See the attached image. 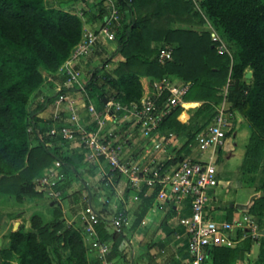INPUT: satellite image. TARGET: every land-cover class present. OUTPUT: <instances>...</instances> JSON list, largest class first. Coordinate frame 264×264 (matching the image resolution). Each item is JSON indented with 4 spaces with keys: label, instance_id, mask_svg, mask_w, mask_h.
I'll return each mask as SVG.
<instances>
[{
    "label": "trees",
    "instance_id": "1",
    "mask_svg": "<svg viewBox=\"0 0 264 264\" xmlns=\"http://www.w3.org/2000/svg\"><path fill=\"white\" fill-rule=\"evenodd\" d=\"M154 1L157 4L148 11L147 8L145 16L131 18L127 23L121 19L117 47L129 41L137 45L142 28L154 20V38L177 43L171 59L160 64L156 58L158 50L141 51L142 55L114 63L111 71L104 69L105 64L87 71L90 74L86 83L88 91L98 108L103 107L110 96L123 103L138 100L142 94L139 75L178 77L190 83L187 93L193 87L194 98L204 99L211 93V81L205 80L208 75L224 74L229 82L242 79L249 68L253 73L251 85H246L243 80V89L234 95L230 107L234 113L235 108L242 110L264 135V0H198L225 40L237 44L235 60L217 52L208 32L172 31L161 26L170 20L191 22L197 17L192 0H131L127 5L123 3L122 8L132 9ZM170 34L173 35L170 37ZM80 36L81 20L71 12L47 7L44 0H0V193L13 194L18 200L22 195H41L42 192L34 188V180L55 159L62 162L66 173L61 191L69 183L74 173L73 164L67 157L56 156V151L49 145L53 138L47 134L49 126L39 117V112L56 95L44 96L39 86L43 82V72L65 74L60 66ZM139 64L143 65L145 74L134 71L133 67ZM186 115V107L176 106L165 116L160 129L184 131ZM198 116L195 111L193 117ZM202 129L198 128L196 134ZM196 134H188L192 143ZM179 158L181 155L172 161ZM156 189L152 190L151 196L155 197ZM145 191L143 188L140 192ZM262 199L259 214L264 213V197ZM228 209L231 211L232 208ZM60 217L58 208H54L53 219L46 223L33 216L30 220L32 229L25 232L18 229L7 236L1 250L3 258L8 259L15 253L19 264H53L52 253L60 247L67 251V258L73 264H88V251L92 248L84 244L82 231L65 226ZM98 218L95 225L98 237L110 242L111 255L117 254L116 241L122 237V227L109 232L107 220L100 214ZM249 245L250 240L246 239L233 247L216 246L212 248L209 260L212 264H230L237 250Z\"/></svg>",
    "mask_w": 264,
    "mask_h": 264
},
{
    "label": "built area",
    "instance_id": "2",
    "mask_svg": "<svg viewBox=\"0 0 264 264\" xmlns=\"http://www.w3.org/2000/svg\"><path fill=\"white\" fill-rule=\"evenodd\" d=\"M130 1L99 0L103 9L100 23L96 28H81L80 39L60 66L65 77L57 85L47 134L77 142L86 152L88 160H104L110 170L124 176L135 190L140 192L146 188L152 191L157 188L155 198L160 202L186 207L187 213L177 218L186 239V264H208L212 248L232 247L244 239L257 240L264 235V225L261 226L259 220L250 214L218 221L209 212L218 198L216 188L226 187L218 175L219 152L235 123L232 108L224 103L217 105L211 123L195 135L189 152L176 161H172L175 156H171L164 162L156 163V154L166 151L175 139V134L172 131L163 132L160 124L176 106L185 103L184 96L190 84L163 76L153 81L150 91L142 93L138 100L123 103L110 96L103 107L98 108L86 84L90 74L82 76L73 67L78 57L90 54L97 46L116 41L122 26L123 3L127 5ZM73 14L83 17L81 11ZM211 39L219 54H231L215 31H212ZM171 57L172 52L167 48H160L156 55L160 64ZM46 74L52 73H42L44 80H50ZM61 106L68 111V123L60 122ZM81 108L86 112L85 116L80 114ZM107 121L127 124L129 134L145 138L147 148L144 154L136 159L125 158L123 139L119 132L107 127ZM65 181L62 162L56 159L53 166L47 167L35 178L34 188L49 200H58ZM81 219L84 223L81 232L84 244L96 251L105 263L110 242L101 240L97 235L95 225L99 221L98 214L89 210L81 214ZM126 223L123 210L117 211L111 219L115 230Z\"/></svg>",
    "mask_w": 264,
    "mask_h": 264
},
{
    "label": "crops",
    "instance_id": "3",
    "mask_svg": "<svg viewBox=\"0 0 264 264\" xmlns=\"http://www.w3.org/2000/svg\"><path fill=\"white\" fill-rule=\"evenodd\" d=\"M55 1L58 2L54 6L55 8L71 13L82 12L83 17L80 18L81 28H96L102 19L103 9L99 0ZM192 2L196 12L200 14L199 1L192 0ZM156 4L157 1H154L150 4L136 5L132 9L125 6L121 12L122 20L127 23L131 18L145 16L147 14L146 9L148 8V11ZM57 5L61 7L59 8ZM205 15H203L204 18L200 15L203 20L207 17ZM194 19L191 22L170 20L164 22L165 24L161 23V26L172 31L184 29L197 33L208 32L209 34L215 31L226 43L225 38L215 28L210 27V30L206 25H198ZM153 24H155L154 20H152L151 24H147L148 26L142 28L143 33H141L140 40H136L137 45H135L134 41H129L122 47H117V42L115 41L102 47L97 46L90 54L78 57L74 61L73 67L79 70L82 76H86L87 71L102 64H105V70L111 71L114 68V63L124 62L129 57L135 58L137 54L142 53L141 51L152 52L153 50L159 51L160 48H167L172 52L177 43L155 39L153 32L155 25ZM172 35L170 34L169 36L171 37ZM212 45L215 46L214 42ZM228 56L232 59L231 54ZM133 69L139 74H145L142 64L136 65ZM46 75L50 80H44L43 78L39 90L44 96H55L57 85L64 81V74L61 71H57ZM139 78L142 93L150 91L153 81L159 79L150 75H139ZM173 79L181 81L175 76ZM53 107V101H50L45 106V109L39 112V117L48 126L51 122ZM60 112V122L68 123V111L61 106ZM80 114L85 116L86 112L81 108ZM185 121H187V117H185ZM107 127L117 130L120 134L119 136L122 137L125 158L136 159L144 154L147 148V141L139 134H129L127 124H122L120 121H107ZM165 130L172 131L175 134V139L166 151L156 154L154 158L156 163L164 162L168 157H177L190 151L187 150L188 146L185 141L182 142L183 134L177 133L173 129H163V131ZM49 145L56 151L57 157L69 158L73 164L74 173L70 176V181L65 186L64 191H61L62 193L58 200H49L44 193L37 196L22 195L20 200L13 194L0 193L1 250L4 249L6 243H3V240L7 239L11 232L18 229L23 232L32 229L30 220L33 216H38L42 223L51 221L54 208H58L61 211L60 220L65 226L81 231L84 227L81 214L92 210L107 220L106 228L109 232L115 230L111 224L114 213L123 210L127 223L122 226V237L116 241L118 253L111 255L109 251L104 263L97 256L96 251L90 249L87 257L88 264H186V239L182 227L177 223V218L187 213L188 209L186 207L162 203L150 195L151 190H146L145 192L135 190L124 176L110 170L104 160H88L84 149L75 141L67 140L60 136H53ZM55 160L50 166L54 165ZM170 162L172 161L170 160ZM220 163L223 165V162L220 161ZM225 184L228 187L227 180ZM256 198L257 196L251 202ZM217 199H219V195ZM231 203H248V201L234 200ZM230 204L228 208H232L230 212L234 216L243 215V212H246L249 208V203L245 211L230 206ZM214 207L217 206L214 205ZM209 212L215 220H228L226 214H219L215 208L209 210ZM2 260L9 264H19L18 256L15 253H12L10 258H2ZM208 264H212V262L209 261ZM230 264H264V235L257 240L250 241L249 247L238 249Z\"/></svg>",
    "mask_w": 264,
    "mask_h": 264
},
{
    "label": "rangeland",
    "instance_id": "4",
    "mask_svg": "<svg viewBox=\"0 0 264 264\" xmlns=\"http://www.w3.org/2000/svg\"><path fill=\"white\" fill-rule=\"evenodd\" d=\"M57 3L58 2L55 0H44V4L47 7L55 8L54 6ZM57 7L60 8L61 6L57 5ZM201 13L198 14L195 19L193 18L196 24L206 25L208 29L213 27L223 36L221 31L217 29L218 27L216 28L212 20L205 15L204 10L201 9ZM200 15L203 18V15L207 17L203 20ZM226 45L233 60H235L238 51L237 44L227 40ZM227 63L229 62L226 61L225 65L228 66ZM247 70L251 69L247 68L245 71ZM205 80L211 81L209 84V90L211 91L210 95L206 96L204 99H196L193 96L192 87L184 99L185 103L182 104V106L187 108V121H185L186 131L180 132V134H183L181 139L182 142L185 141L187 146L191 144V147L192 139L189 140V132L191 134H196L198 128H205L211 123L217 102H220L219 104L224 103L226 106H231L233 104L234 95L243 89V80L245 81L243 77L242 79H232L228 82L224 74H210ZM246 85L250 86L251 82L250 84L246 83ZM203 104H206V106ZM195 111L199 113L198 117H193ZM228 155L230 156L226 158ZM219 161L223 162L222 169L218 174L219 178L222 183L227 180L228 187L222 188L219 186L216 188V194L219 195V199H217L214 204L217 207L213 206V208H215L219 214H226L228 220H232L234 218H240L242 215L234 216L228 209L229 204L234 200L248 201L249 208L246 212H243V215L247 213L258 218L260 225L263 226L264 215L263 213L259 214L257 212L260 209V203L263 201L262 197H264V135L260 134L256 126L245 117L243 111L237 108H235V123L228 132V137L223 149L219 152ZM255 193L257 194V198L251 202L250 197ZM213 208L211 210H213ZM6 241L7 239H4L3 243ZM250 241L252 242V240ZM57 255L60 257H57ZM3 257V252L0 249V264H9L6 263L5 260H2ZM52 258L53 264H73V262L67 258V251H63L60 247L56 248V252L52 253Z\"/></svg>",
    "mask_w": 264,
    "mask_h": 264
},
{
    "label": "water",
    "instance_id": "5",
    "mask_svg": "<svg viewBox=\"0 0 264 264\" xmlns=\"http://www.w3.org/2000/svg\"><path fill=\"white\" fill-rule=\"evenodd\" d=\"M252 75H253L252 70H247L246 73L244 74V79H245V82L247 84H250ZM221 166H222V163H220L219 169H221ZM256 196H257V194H254L250 200H252ZM260 196H261V194H260ZM230 206H234L240 210H246L248 208V203H234V204L231 203Z\"/></svg>",
    "mask_w": 264,
    "mask_h": 264
}]
</instances>
